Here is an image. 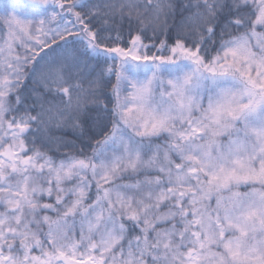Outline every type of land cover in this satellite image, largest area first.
Listing matches in <instances>:
<instances>
[{
	"label": "snow or ice",
	"instance_id": "1",
	"mask_svg": "<svg viewBox=\"0 0 264 264\" xmlns=\"http://www.w3.org/2000/svg\"><path fill=\"white\" fill-rule=\"evenodd\" d=\"M0 264H264V0H0Z\"/></svg>",
	"mask_w": 264,
	"mask_h": 264
}]
</instances>
